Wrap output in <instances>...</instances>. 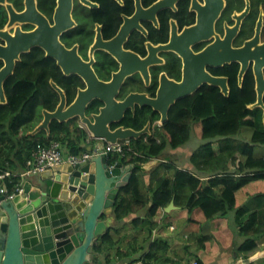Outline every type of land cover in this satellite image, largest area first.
<instances>
[{
	"label": "trees",
	"instance_id": "1",
	"mask_svg": "<svg viewBox=\"0 0 264 264\" xmlns=\"http://www.w3.org/2000/svg\"><path fill=\"white\" fill-rule=\"evenodd\" d=\"M188 4L183 3V8L188 7ZM116 28L117 25L110 27L107 35L113 34ZM152 31H149V36L154 43L164 42L168 38L163 30ZM32 53L34 57H25L16 74L6 82L7 103H0V176L10 172V176L1 182L11 192L22 183L26 163L38 144L59 141L68 152L81 154L85 150L80 146L81 142L89 137L87 131L78 124V119L64 123L53 121L49 134L46 131L37 135L29 134L43 120L39 113L43 110L53 112L60 103L59 94L50 84L52 79L66 92L69 104L75 100L78 89L85 88L80 77L65 76L54 59L44 56L37 58L36 54L43 51L35 49ZM168 57L170 60L165 69L170 76L180 79V60L173 54ZM103 64L111 69L116 66L114 60L102 62L98 64L99 70ZM239 66L231 65L228 72L212 71L216 76H229L230 96L226 97L218 87L205 85L193 95L179 100L165 124H155L151 134L131 139V150L125 155L108 154L110 164L122 162L125 166L134 167L129 184L121 189L113 208L116 222L122 224L136 212H147V219L138 217L131 222V226L139 230L141 227H137L138 222L148 225L145 242L152 251L135 261L148 263L149 258L154 257L153 250L163 245L161 239H151L157 227L152 220L159 210L167 208L174 201L176 206L188 210L191 223L213 225L212 233L203 234L198 239V248L206 255L216 256L224 250H231L234 262L242 259L245 264H264V261L255 258L262 252L258 242L264 238V157L256 158L253 156L254 148L248 152L245 147L235 148L236 145L228 141L241 134L244 127H253L256 129L252 141L264 145L263 109L249 108L257 101L255 80L249 73L244 83L239 85ZM98 106V101L93 102L90 111H97ZM127 115L120 125L137 131L142 130L147 121L160 118L157 111L147 106ZM193 135L204 141L190 158L194 172L179 169L176 167L178 162L162 163L151 171L150 182L146 184L143 166L159 159L167 149L183 147ZM74 136L77 137L73 139ZM218 138L226 140L219 151L214 148ZM237 152H243L247 158L243 163L240 161L238 168L231 169L230 159ZM162 167L166 172L173 173L161 175ZM199 173L206 174V178ZM152 177L154 180H151ZM124 229L125 225L110 227L95 244V253L111 261L113 251H116L117 258H126L136 252L132 243L124 244L128 238L127 233L121 234ZM194 261L205 264L198 256L191 257L190 262Z\"/></svg>",
	"mask_w": 264,
	"mask_h": 264
},
{
	"label": "water",
	"instance_id": "2",
	"mask_svg": "<svg viewBox=\"0 0 264 264\" xmlns=\"http://www.w3.org/2000/svg\"><path fill=\"white\" fill-rule=\"evenodd\" d=\"M81 1L92 5L87 0ZM176 1L161 0L153 6L149 17L158 23L154 13L166 7L176 9L174 5ZM0 3H6L10 13L8 28L14 27L17 23L36 26L32 32L24 31L17 25L14 36L9 32L0 31V35L8 42L7 47L0 46V58H3L7 64L0 71L1 104L7 103L4 83L14 74L16 64L21 60L20 54L34 47L42 48L47 57L55 59L66 76L77 75L86 84L85 89L79 90L75 101L68 104L65 91L51 81L52 87L60 95V104L53 112L43 110V120L30 133L31 135H37L42 131L49 134L50 125L55 120L64 123L79 118L94 138L104 142L116 144L120 140L139 139L150 133V127L137 131L120 125L127 111L135 112L138 104L141 107L150 106L162 115V121L165 123L168 121L171 107L179 100L199 91L203 85L220 87L222 93L228 97L230 96L228 78L212 75L207 67H218L230 61H237L241 65L240 85L243 84L251 60L254 61L257 101L249 108L260 107L264 112L262 16L254 39L245 42L241 49H231L232 39L230 40L229 27H227L228 37L226 36L225 41H222L219 34L215 32L214 24L220 16L224 1H206V5L202 6L194 0L193 8L198 10L197 25L187 27L179 34L173 22L170 44L158 45V47L148 45L150 54L146 59L135 56V59L141 62L137 69L141 71L149 84L151 80L149 65L163 61L158 57V53L174 51L183 60L182 80L177 81L163 74L162 88L157 98H150L145 94H130L124 100H118L125 78L138 70L128 65L123 59L129 52H124L121 47L111 43L112 48L119 52L120 70L113 74L110 82L98 77L94 63L96 50L103 46L100 28L96 42L90 49V60L80 56L78 46L66 47L61 37L76 26L72 15L74 0H58L54 25L37 9L36 0H27L26 11L22 13H17L7 0H0ZM212 4L216 5L215 11L211 17H208L207 10ZM247 4H250L249 1ZM157 6L159 7L156 8ZM248 10L249 8L235 16L238 20L235 27L236 33ZM141 12L127 20V23L129 25L138 23L142 18ZM212 35H215L218 42L211 44L197 63V55L193 54L191 46L200 41L210 40ZM124 36L123 32L119 35L121 38ZM219 44L223 45L218 48ZM222 47H227L229 51L219 55V49ZM252 47H256L258 53L251 52ZM142 66L146 67L142 68ZM95 101H99L102 106L97 111L90 112V105ZM98 156H101L97 158L98 163L96 156L75 166L62 163L50 169L59 172L56 180L48 187L49 192H43L40 184L33 188L27 183L24 185L22 195H17L13 199H7L6 195L0 197V264H107L95 253L94 247L99 238L112 226L104 217L109 213L112 214L120 191L129 184L132 172L131 167L126 166L127 170H125L126 167L122 162L110 164L107 154ZM22 198L23 201H21Z\"/></svg>",
	"mask_w": 264,
	"mask_h": 264
},
{
	"label": "flooded vegetation",
	"instance_id": "3",
	"mask_svg": "<svg viewBox=\"0 0 264 264\" xmlns=\"http://www.w3.org/2000/svg\"><path fill=\"white\" fill-rule=\"evenodd\" d=\"M26 1L27 0H7V3L11 4L17 13H20V12L22 13L26 11ZM87 1H89L92 5L85 4L81 0H74V7H73L72 15L74 18V22L76 23V26L70 29L69 31L65 32L61 37V41L68 48L78 46V51H79L80 56L85 60H90V49L96 42L97 35H98V29L100 28L103 46L96 50L94 68L96 70V73L100 71L101 75L103 76L102 80L109 81V82L112 80L113 74L120 70V66H121L120 62L118 61L119 52L115 51L114 48H112L111 43L116 44L119 47H121V50H124V52H129L127 55L123 57V59L128 65L134 66L135 69L138 71H135L134 73L130 75H127V77L125 78L123 82L121 93H120V96L118 97V100H124L130 94H140V95L145 94V95H148V97L150 98H157V95L160 89L162 88V81H161L162 75L166 74L169 78L175 79L172 76H170L168 73V70L165 69L167 66V63L170 60V57L167 58V55H170V54L175 55L180 60V63H181L180 79H175V80L177 81L182 80L183 60L181 59V57H179V54L175 53L174 51H164V52L158 53V57L162 59L163 61L161 63H152L151 65H149L148 71H149L150 78H151L149 84H147V82L145 81V78L142 75L141 71L137 69L140 66L141 62L138 59H135V56L138 55L142 59H146L149 57V54H150L148 45H151V46L153 45L154 47H158V45L166 46L170 44L171 43L170 39L172 35V30H173V26H172L173 22L175 23L177 27V33L179 34H181L185 28L191 27L193 25H197L198 24V10L196 8H193L194 0H177L174 4L176 9H174L173 7H166L160 10L158 13L156 14L154 13L158 23H156L155 20H153L149 16L151 15L153 6L157 4L158 2H160L161 0H87ZM197 1L200 3V5L204 6L206 5V1L211 2L212 0H197ZM223 1H224V5L222 8V11L220 13V16L217 18L214 24L215 32L219 34L220 39L222 41H225L226 36L228 37L227 27H229V29L231 30L230 40L232 39L231 49H241L242 47H244L245 42L254 39L255 34H256V28L258 27V24L262 16L261 42L264 44V39H263L264 0H223ZM247 1H249L250 3L249 5L247 4ZM36 2H37V9L48 18V20L50 21L52 25H54V16H55V11L58 7V0H36ZM219 2H221V0H219ZM183 3L184 4L189 3L188 7L183 8ZM158 7L159 6H157L156 8ZM215 7L216 5L212 4L208 8L207 10L208 17L212 16V13L215 11ZM248 8H249L248 13L244 18H242L239 30L236 33L235 27L238 24L237 22L238 20L235 19V16L237 14L238 15L242 14ZM138 12H141L142 14V18L140 19V21L136 24L129 25V23H127V20L133 18V16ZM154 15H153V18H154ZM9 23H10V13L7 8V4L0 3V31L9 32L10 35L14 36L17 25H19L24 31L33 32L36 29V26L34 24H27V23H17L14 27L8 28ZM82 25L84 27H82ZM106 25H110V26L106 27ZM113 25H117V28L113 34L108 36L107 31ZM164 25H167V27L164 28ZM153 29L157 31L158 30L165 31L167 33L168 38L164 39L163 40L164 42H158V43L152 42L151 40L152 37L149 36L150 35L149 31L153 33L152 31ZM121 32L125 34L124 38L119 37ZM146 32H147V35H146ZM217 42L218 40L216 39L215 35H212L210 40L200 41L191 46V49L193 50V54L197 55V63H199L201 60V57L204 56V52L206 51V49L211 44L217 43ZM7 45H8L7 39L0 35V46L7 47ZM221 45L223 44H219L218 48ZM218 48H217V51H218ZM35 49L37 50L39 49L43 51L44 53V54L43 53L36 54L37 58H40L41 56L50 58V57H47L46 52L40 47H34L30 51L22 52L20 54L21 60L17 62L14 74L11 75L4 83V89H6V82L16 74V71L18 70L20 63L24 61V58L34 57L33 55L34 53L32 52ZM219 51H220L219 55H221V54L227 53L229 49L227 47H222L221 49H219ZM250 51L251 52L256 51L258 53V51L256 50V47L250 48ZM250 56L254 57V55H250ZM113 60L116 63V66L114 68L111 69V67H109L108 65L103 64L101 65L100 70H99L98 64L102 62H111ZM233 64L240 65V63H237V61H230L218 67L208 66L207 70L212 75H214L212 73L213 70H217L218 73H221L223 71L228 72L231 70V65ZM6 65H7L6 61L3 58H0V71L4 69ZM143 67H146V66H142V68ZM240 69H241V65L239 66V71H238L239 85H240V82H239ZM25 70L28 71L29 69L25 68ZM249 73L253 75L254 80H255L253 60H251L249 69L245 77ZM97 74L99 78L100 77L102 78L99 72ZM72 75H69L68 77H71ZM217 76L228 78V87L230 89L229 76L219 75V74H217ZM245 77H244V80H245ZM244 80H243V83H244ZM51 81H53V79ZM51 81H50V84H51ZM214 87H217V86H214ZM255 87H256V81H255ZM85 88H86V84H85ZM85 88H79L77 91V95L80 89H85ZM5 93H6V90H5ZM221 93H222V90H221ZM98 103H99V106H98V109H99L102 106V104L99 101ZM173 106L171 107L170 111L172 110ZM143 107H146V106H143ZM143 107H141L138 104L136 108L138 109V108H143ZM147 107L151 108L150 106H147ZM129 112L134 114L136 111L135 112H132V110L127 111L123 120L126 118V116H128L127 114ZM42 114H43V111H42ZM159 115H160V118L158 120L147 121L144 124L145 126L143 129L149 126L150 133H151L153 125L157 124L160 126V125L165 124L166 122L163 123L162 121V115L160 113ZM74 119H78V122H81L79 118H74ZM168 120H169V115H168Z\"/></svg>",
	"mask_w": 264,
	"mask_h": 264
},
{
	"label": "crops",
	"instance_id": "4",
	"mask_svg": "<svg viewBox=\"0 0 264 264\" xmlns=\"http://www.w3.org/2000/svg\"><path fill=\"white\" fill-rule=\"evenodd\" d=\"M41 123V122H40ZM39 123V124H40ZM80 123V127L87 131L89 134V137L86 141L81 142V147H84V152H91L93 153L94 157H96V161L98 163L97 158H100L101 156H98L102 153L98 154L99 148L102 149L104 145L108 144L107 142H104L100 139H96L93 137L92 133L88 130V128ZM38 124V125H39ZM74 136L73 139H75ZM124 141V140H120ZM130 142H122L127 143ZM131 146V143H130ZM185 150L184 147H181L176 150L167 149L163 156H161L159 159L152 160L148 164L143 166V171L145 172V178L146 184H149L150 182V175L151 171L154 170L159 166V164L162 163H173V160L176 157L177 150ZM171 154V156H164L165 154ZM82 154V153H81ZM76 154V155H81ZM180 160L178 161V167L179 169H185L180 167ZM70 166V165H69ZM68 167V166H67ZM126 167V166H125ZM127 167H131V172L133 175L134 167L133 165H128ZM127 167L125 170H127ZM236 168V167H235ZM188 170H194V168L191 166L187 168ZM59 171H46L42 174L35 175L32 177H26L22 178V184L26 185L27 183L30 184L33 188H36L38 184L41 185V189L43 192H49L48 187L53 184V181L56 180L57 173ZM63 173V172H62ZM161 175L164 174H172L173 172H166L163 167L160 169ZM65 174V172H64ZM0 186H1V180H0ZM147 190V187L144 189V191ZM149 190V189H148ZM23 201V198L21 199ZM174 202V201H173ZM171 203L167 208H164L163 210H159L157 215L153 218V222L157 224V227L155 230H153L151 239H161L164 241L163 245L157 246L154 250V257L149 258V262L146 264H191V257L198 256L200 259H202L205 264H243L241 263L242 259L234 262V258L231 259V256L233 254H228L226 251H222L219 255L216 256H208L206 255L201 249L198 248V239L203 234H208L213 232V228L211 224H205V225H199L195 223H191L189 219V212L188 210L178 207L175 205V203ZM174 204V205H173ZM114 208V207H113ZM112 214L105 215L104 219L108 221L111 227L113 225L115 226L116 219L114 217V210L112 209ZM146 211H140L139 213H134L130 218H128L126 221H130V223L124 221L125 223L119 224L117 227H120L122 225H125V229L122 231H126L128 234V238L125 241V245L133 244V248H135L131 255L126 258H117L115 257L116 251L112 252V260L109 261L104 255H99L101 259L105 260L107 264H127L129 261H131V258L136 256L134 259H138L143 257L144 255H147L151 250V247L147 242H145V236L148 234V225H143L140 222L139 230L137 228H134L131 226V222L135 220L138 217H141L143 219H147ZM130 224V226H129ZM142 225L144 226V229L142 228ZM163 231V232H162ZM118 237V236H117ZM264 239V238H263ZM262 239V240H263ZM240 240V239H239ZM151 241V240H150ZM258 245H260V241L258 242ZM123 249V248H122ZM262 253V252H261ZM230 257V258H229Z\"/></svg>",
	"mask_w": 264,
	"mask_h": 264
},
{
	"label": "built area",
	"instance_id": "5",
	"mask_svg": "<svg viewBox=\"0 0 264 264\" xmlns=\"http://www.w3.org/2000/svg\"><path fill=\"white\" fill-rule=\"evenodd\" d=\"M129 141V140H126ZM126 141H118L116 144L108 143L103 146L102 149L99 148L98 154H109V153H120L125 155L126 152L131 150L130 142L122 143ZM94 157L91 152H84L81 155L72 154L67 151L66 147L59 141H52L50 144H38L33 150L30 158L26 163V169L23 171L22 176L32 177L35 175L42 174L62 163H70L72 165H77L82 162L91 160ZM10 173H5L0 176V179L9 177ZM17 193H23V188L18 187L15 192L9 193L6 185L0 187V195L6 194L8 198H14ZM128 264H144L142 260H132ZM191 264H198L197 261Z\"/></svg>",
	"mask_w": 264,
	"mask_h": 264
},
{
	"label": "rangeland",
	"instance_id": "6",
	"mask_svg": "<svg viewBox=\"0 0 264 264\" xmlns=\"http://www.w3.org/2000/svg\"><path fill=\"white\" fill-rule=\"evenodd\" d=\"M263 39H264V33H263ZM39 115L41 117H43L42 111L39 113ZM40 119V118H39ZM264 122V120H263ZM79 124V123H78ZM80 125V124H79ZM256 128L253 127H244L241 131V134L228 139V141L235 146V148H243L245 147L246 151H250L251 149L254 148L253 150V156L256 158H262L264 157V145L260 144V143H254L252 141V135L253 132ZM225 139L223 138H218L215 141L214 144V148L219 151L220 147L225 144ZM204 143V141L202 139L198 140L196 138L195 135L192 136V138L190 139V141L188 143H186L183 147L185 150L181 149V150H177L178 152L176 153V157L173 160V163L176 164V162H178L179 160L180 162V167L185 169L191 167V162H190V158L192 156V154L195 152V150H197V148H199L202 144ZM164 156H171V154H169V152L167 154H165ZM247 158V155L243 154V152H237L236 155H234V157L232 159H230V168L231 169H235L234 167L238 168L239 163L241 161V163H243ZM193 167V166H192ZM192 172H194V170H191ZM199 175L204 177L206 176V174L203 173H199ZM206 178V177H205ZM151 180H154V178L152 177ZM128 223H130V221H126ZM119 224L116 222L115 226H118ZM212 225V224H211ZM114 226V225H113ZM114 226V227H115ZM130 226V224H129ZM121 227V226H120ZM213 227V225H212ZM126 231H122L121 234H125ZM260 248L262 249V253H260L259 255H257L255 258L259 259V261H264V239L260 240ZM226 251L228 254H231V250H224ZM132 254V253H131ZM101 255V254H98ZM136 256L134 255V257L131 258V261L134 260ZM230 258V257H229ZM244 260L241 261V263H243ZM130 262V261H129ZM246 262L244 261V264ZM263 263V262H261ZM128 264V263H127ZM145 264V263H144Z\"/></svg>",
	"mask_w": 264,
	"mask_h": 264
},
{
	"label": "clouds",
	"instance_id": "7",
	"mask_svg": "<svg viewBox=\"0 0 264 264\" xmlns=\"http://www.w3.org/2000/svg\"><path fill=\"white\" fill-rule=\"evenodd\" d=\"M222 94H223V93H222ZM6 97H7V96H6ZM151 133H152V132H151ZM151 133H150V134H151ZM24 171H25V170H24ZM6 173H7V172H6ZM8 173H10V172H8ZM22 178H24V177L22 176ZM0 180H1V179H0ZM2 185H4L3 182H1V186H2ZM1 186H0V187H1ZM19 186L23 188V192H24V185L21 183ZM19 186H18V187H19ZM6 187H7V186H6ZM18 187H17V188H18ZM17 188H16V189H17ZM7 189H8V188H7ZM8 191H9V190H8ZM15 191H16V190H15ZM15 191H13V192H15ZM13 192L9 191V193H13ZM22 194H23V193H21V194L17 193V195H22ZM4 195H6V194H4ZM17 195H16V196H17ZM1 196H2V195H0V197H1ZM6 196H7V195H6ZM7 199H10V198L7 197ZM12 199H13V198H12Z\"/></svg>",
	"mask_w": 264,
	"mask_h": 264
},
{
	"label": "bare ground",
	"instance_id": "8",
	"mask_svg": "<svg viewBox=\"0 0 264 264\" xmlns=\"http://www.w3.org/2000/svg\"><path fill=\"white\" fill-rule=\"evenodd\" d=\"M120 171L122 170V169H119ZM144 182V181H143ZM143 186V185H142ZM142 189V188H141ZM109 233V232H108Z\"/></svg>",
	"mask_w": 264,
	"mask_h": 264
}]
</instances>
